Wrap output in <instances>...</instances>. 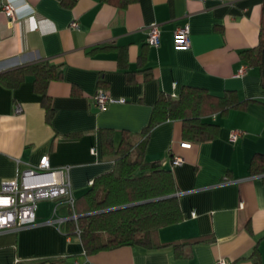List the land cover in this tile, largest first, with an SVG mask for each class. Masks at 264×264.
I'll list each match as a JSON object with an SVG mask.
<instances>
[{"label": "crops", "instance_id": "0c3cea01", "mask_svg": "<svg viewBox=\"0 0 264 264\" xmlns=\"http://www.w3.org/2000/svg\"><path fill=\"white\" fill-rule=\"evenodd\" d=\"M3 1L0 73L49 61L61 66L62 78L48 86L50 121L33 77L15 89L0 82V188L47 155L53 167H71L73 194L81 197L114 165L103 153L102 131L113 132L116 146L125 131L135 141L144 138L162 92L178 97L194 86L223 96L232 90L246 105L208 115L220 126L217 138L190 148L181 145L180 122L165 121L148 134L146 159L172 169L184 215L160 228V240L206 241L186 245L183 255L172 247L130 245L87 254L79 237L68 234V220L59 221L69 207L45 200L34 225L0 233V264L52 256L66 264H264V177L250 172L253 157L264 154V88L258 68L240 56L259 43L264 0H16V22L1 12ZM153 23L161 31L159 47L147 43ZM184 25L191 45L178 49L174 32ZM126 70L136 71V82L127 81ZM100 90L112 99L103 109L95 102ZM233 131L240 133L236 140Z\"/></svg>", "mask_w": 264, "mask_h": 264}, {"label": "trees", "instance_id": "16d2710c", "mask_svg": "<svg viewBox=\"0 0 264 264\" xmlns=\"http://www.w3.org/2000/svg\"><path fill=\"white\" fill-rule=\"evenodd\" d=\"M240 56L247 67L258 68L264 88V11L258 45L241 51ZM135 73L126 70L129 83L137 81ZM29 76L34 79L33 91L41 96L46 120L50 121L54 108L48 86L62 78L61 66L49 61L22 65L0 73V82L15 89ZM245 105L246 101L240 100L232 90L223 96H215L204 88L184 86L178 97L163 92L159 95L151 121L143 130L144 138L135 141L125 131L116 146L113 132L103 130L102 150L113 160V168L97 176L89 189L76 199L74 211L79 218L77 221L68 220V234L79 237L87 254L130 245L145 249L172 247L177 254L183 255L186 245L206 241L201 236L170 242L160 240V228L181 222L184 215L172 169L166 168L160 159H146L148 134L160 123L176 121L181 124L184 141L192 144L213 140L217 138L220 126L205 118L217 112L226 114L232 108ZM250 172L264 177V154L253 157ZM71 213L73 211L69 208ZM15 264H66V260L62 256H52L19 260Z\"/></svg>", "mask_w": 264, "mask_h": 264}, {"label": "built area", "instance_id": "2783aa9c", "mask_svg": "<svg viewBox=\"0 0 264 264\" xmlns=\"http://www.w3.org/2000/svg\"><path fill=\"white\" fill-rule=\"evenodd\" d=\"M1 12L11 22H16L20 16V8L16 0H4L1 3ZM72 26L78 28V22L74 21ZM161 31L157 23L149 26L147 43L159 47ZM174 43L178 49L190 47V32L188 26H178L174 32ZM245 67L240 74L245 72ZM112 99L104 90H100L95 97V102L100 109L111 102ZM22 111L21 106L16 107V112ZM239 131H233L230 135L236 140ZM182 147L190 148L191 143L183 142ZM94 149H92L93 151ZM183 162L181 157L174 159V165ZM70 166L53 167L47 155L41 158L39 165L19 173L14 179L4 180L0 188V233L5 231H17L36 223V208L39 202L50 200L66 204L73 213L62 220L77 221L79 215L75 213L74 206L76 198L70 183ZM93 182L89 184L92 185ZM58 204L55 207L57 211ZM214 264H229L226 259L217 260Z\"/></svg>", "mask_w": 264, "mask_h": 264}]
</instances>
